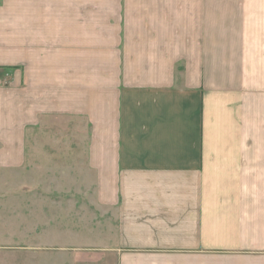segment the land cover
I'll use <instances>...</instances> for the list:
<instances>
[{
	"label": "crops",
	"instance_id": "obj_1",
	"mask_svg": "<svg viewBox=\"0 0 264 264\" xmlns=\"http://www.w3.org/2000/svg\"><path fill=\"white\" fill-rule=\"evenodd\" d=\"M22 169L89 201L73 264H264V0H0L11 198Z\"/></svg>",
	"mask_w": 264,
	"mask_h": 264
},
{
	"label": "rangeland",
	"instance_id": "obj_2",
	"mask_svg": "<svg viewBox=\"0 0 264 264\" xmlns=\"http://www.w3.org/2000/svg\"><path fill=\"white\" fill-rule=\"evenodd\" d=\"M42 142L71 143L72 137L52 128ZM27 173L17 172L18 192L12 198L7 186L0 190V264H73L74 255L103 246V232L90 222L89 201L66 198L64 193L72 195L75 189L55 183L60 173L49 171L48 190H38L32 198L25 196ZM40 194L46 199L40 200Z\"/></svg>",
	"mask_w": 264,
	"mask_h": 264
}]
</instances>
